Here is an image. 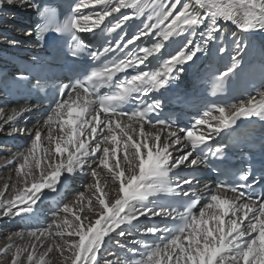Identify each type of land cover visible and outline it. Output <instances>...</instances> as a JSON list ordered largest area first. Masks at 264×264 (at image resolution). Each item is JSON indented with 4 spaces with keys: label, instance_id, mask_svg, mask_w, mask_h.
<instances>
[{
    "label": "snow or ice",
    "instance_id": "obj_1",
    "mask_svg": "<svg viewBox=\"0 0 264 264\" xmlns=\"http://www.w3.org/2000/svg\"><path fill=\"white\" fill-rule=\"evenodd\" d=\"M6 2L11 5L14 0ZM3 3L4 0H0V5ZM149 8L148 22L130 36L125 33L128 23ZM83 9L93 11L85 13ZM122 9H131L132 14L122 13L105 23ZM73 12L74 15L59 22L55 11L45 8L40 12L43 23L37 26V38L43 39L44 33L51 29L70 36L73 54L88 51L94 60L115 56L117 51L123 55L93 69L84 81L64 85L65 89L71 87L72 92L67 94V100L56 105L45 122L48 126L46 139L49 145L54 144V151L44 149L43 155L38 157L36 153L42 144V133L37 130L30 134L34 136L31 147L20 154L22 162L15 167L20 186L5 183L0 190V216L20 217L32 213L42 190L56 191V184L64 173H90L95 181L92 186L95 198L85 201L81 193L77 199L78 209L65 204L61 209L65 214L63 218L57 217L53 225L44 230L27 233L34 243L16 246L14 251V245H7L0 249V255L11 253L9 264H47L46 256L53 251L59 254L63 264H116L113 260L99 259L102 250H107L111 234L129 236L141 218L159 217L162 221L170 219L177 223L173 226L165 223L164 227L145 225L144 232L155 236L159 243L130 241L143 251L139 253L140 259H130L127 264H264V197L256 200L242 190L251 187L249 174H242L240 182L235 185L221 184L215 193L210 191L198 212L192 209L200 204V198L189 195L179 183L173 187L171 179L172 175H178L174 170L182 166L195 168L205 162L207 152L203 148L200 153H194L201 145L207 144L212 134L231 128L242 117L256 116L264 120V90L258 93V98L250 97L239 103L215 107L218 115H213L212 111L204 112L196 124L208 126L207 133L181 129L186 131L184 140L190 145L187 151V145L182 143L177 132L163 120L158 122L163 126L160 131H145L149 114L160 107L159 101L145 104L130 113L120 110L137 95L163 89L177 65L193 60L201 48L199 45L193 47L192 38L202 27L204 31L200 34L205 37L204 43L227 39V30L218 26L219 21L230 22L242 32L264 30V0H149L148 4L144 0H78ZM97 29L114 36V40L107 41L108 46L102 51H90V44L78 34ZM152 36L156 39L151 46L137 44L142 38ZM181 36L192 38H186L180 44L175 38ZM232 43L237 54L231 57L232 66L218 77L221 83L239 64L237 56L242 42L233 40ZM130 45L133 47L129 48ZM173 45L178 46L165 59L162 50ZM226 51L225 47H219V52ZM161 61L159 70H145L148 65ZM129 69L133 70L130 77L114 83L119 73ZM101 88L113 91L92 99ZM27 111L31 109H14L5 123L15 121ZM210 120L215 124H210ZM56 128L59 136L52 134ZM13 131L21 130L14 128ZM174 151L181 154L174 157ZM6 163L14 164V161ZM93 164H96L95 168ZM33 168L38 170V175ZM97 169L106 170L118 183L114 202L107 198L108 194L100 186ZM182 183L191 185L192 181L184 178ZM178 188L181 190L177 191ZM225 190L233 194L231 198L222 195ZM6 192L11 195L5 197ZM160 194L188 199L166 207L151 199ZM86 212L93 215H86ZM48 238L55 243L46 246ZM38 247L45 248V251L38 254Z\"/></svg>",
    "mask_w": 264,
    "mask_h": 264
},
{
    "label": "bare ground",
    "instance_id": "obj_2",
    "mask_svg": "<svg viewBox=\"0 0 264 264\" xmlns=\"http://www.w3.org/2000/svg\"><path fill=\"white\" fill-rule=\"evenodd\" d=\"M144 3L148 4L149 0L144 1ZM7 6H13V11L10 12L9 10H11L12 8L9 9V8H7ZM32 9H33V5H32L30 0H14V3L11 5L7 4L6 0H4V3L2 5H0V14L1 15L3 13H6V14L11 13V15H10L11 17H10L8 23H3V27H1V29H0V45L5 50V52L1 53L2 56H4V54L7 52L15 53V51L13 50V47H12L13 44H27V42L33 37V31L30 27V24L28 22L29 21L28 16H27V15L32 14ZM84 10H87V9H84ZM126 10H128V9H122L121 13L129 14V15L132 14L131 9L129 11H126ZM89 11H93V9H90ZM146 12L150 13V8L147 9ZM121 13H116L117 17H119L121 15ZM135 21H136V19L129 22L130 25H133ZM146 22H148V21L146 20L145 22H142L140 24L139 28L142 27V24L146 23ZM218 26L227 30L225 33V35L227 36V39L225 41H221L220 39L214 40L215 42H214L212 49H211V52L214 55L216 54V56H218L219 47H221V46L225 47L226 46L227 51L224 52V54L218 56L219 57L218 64H220V65L227 63L229 58L232 57V55L237 54L236 49H235V45L232 43L233 40H237V41L242 42L241 48L239 50V54L237 56V59L239 62L246 60L247 52L251 51L252 53H254L255 51H257L260 48V46H263V48H264V30L242 32L240 29L236 28L235 25H232L230 22H224V21H219ZM201 31H203V30L202 29L198 30L197 35L194 38L181 36V37H178L175 39H177L179 41V43L182 44V43H184L186 38H192L194 43H195L196 40L199 38ZM125 33H127V32H125ZM155 39H156L155 36L144 37V38H142V41L143 40L154 41ZM9 40H11L10 41L11 43H9ZM137 44H142V42L138 41ZM8 46H11L12 48L9 49ZM176 46H178V45H176ZM224 55L227 57L224 58ZM253 57H255V56H253ZM257 58L264 59V55L258 56ZM3 61H4V59H3ZM256 97L258 98V94L256 95ZM19 110L20 109H18L17 111H19ZM51 114H45L44 116H42V115H39L36 113L33 114V113H30L27 111V112H24L22 115L18 116L15 121H10L8 123H5V120H7V118L2 119L1 118L2 116H0V146L6 145L8 139H9L10 141H13V144L15 143L16 147L17 146L20 147V143L23 142V140L25 139V136L29 135L30 133L33 134V131L38 129L42 133V144L40 147V149H41L40 151L42 152V155H43L44 149L51 148L54 151V144L49 145V143L46 139L47 133H48V126L46 125L45 122H46L48 116ZM215 115H218V113H216ZM103 118H106V117H103ZM123 120H124V122H127V119H123ZM209 122H210V124H215V121L210 120ZM34 123L38 124V126H35ZM137 127H138V125H137ZM14 128L19 129L21 131L15 132V131H13ZM144 128H145L146 132H152V133H155V132H158L161 130V128H159V127H151L150 128L146 125H144ZM10 130L13 131L11 134L12 135L11 138L6 137L8 135H6V136L3 135L7 132L9 133ZM209 130L210 129L208 126L201 125L196 132L197 133H207ZM52 134H53V136H59L60 133L58 131V128L53 130ZM222 134H223L222 132H220L219 134H212L211 138L208 141L211 142L212 139H214L215 137H218ZM184 137L185 136H181L180 138H181L182 143L187 145V147L185 148V151H187V150H190V145L187 144V141L184 140ZM136 138L139 139L138 136ZM180 154H181L180 152H176V151L173 152L174 157L179 156ZM98 155H100V154H98ZM194 155H195V153H194ZM49 159H51V157H49ZM94 166H96V164L92 165V167H94ZM7 168H9V166H7ZM3 170H4L3 168L0 169V182L2 181L1 176L4 175ZM38 174H39V172H38ZM98 174H99L101 186L105 187L104 190L108 194L107 198L114 202L115 199L117 198V195H118V183L111 179L110 175L107 173L106 170H103V171L100 170L98 172ZM67 175H69V174L64 173L61 176L60 181L56 184V187L58 186L59 183H61V181L64 178L67 177ZM70 176H78L77 180L80 179L81 181L84 180L83 178H86V179L91 178L90 173H87V171L76 172L74 174H71ZM84 182H85V180H84ZM10 183H11L10 185H16L18 187L20 186L18 178L16 177V175H15V178L12 179ZM94 183H95V181H94ZM3 186L4 185H2L0 187V189L2 188V190H3ZM78 187L82 188V186H80V184L77 185V188ZM182 189L187 190V188H184V187ZM90 191L91 190H89V194L87 195L88 197L85 198V201L89 198H92V199L95 198L93 195V192H90ZM52 192L53 191L51 189H44L39 194L40 198L34 207V211H36V210L39 211L38 216H34V215L31 216V214L34 212L33 211L32 213H29V214H22V216H20V217H1L0 218V229H1V231H0V249H3L7 245L11 244V245H14V247H13V251H14L16 246H21L20 244L18 245V243H21L23 246H28L29 244L34 243L35 241L33 240V238L27 236L28 232L36 231V229L34 228V224L37 225L38 228L46 227L47 224H49L50 220H57L56 215L63 214L61 218H63L65 216V214L61 211L62 207L65 204L62 207H60L56 204L54 199L49 198V194ZM6 193H7V197L11 195V192H6ZM79 195L80 194H78L77 196L79 197ZM222 195L225 196V194L223 192H222ZM227 197L231 198L232 196L228 195ZM40 203H44L43 207H41V208H39ZM71 205L74 206L76 209H78L80 206L77 202L76 203L73 202ZM94 207H95V205H94ZM85 214L92 216V213L86 212ZM22 217H24V218H22ZM68 218L72 219V215L68 214ZM21 219H23V220H21ZM140 221L141 222L139 224V227L144 228L145 225L149 224L148 220L145 218H141ZM13 225L16 226L15 229L18 231L17 234H22V235L17 236V234H16L17 237L11 238L10 240H9V238L4 240V234L2 232V229L4 230L7 228H11V227L13 228ZM136 227H138V226H136ZM112 234H114V233H112ZM26 237H28V238L25 239ZM129 237L132 240L139 241V240H144L145 238H147V234L144 232V230L141 232L140 229L136 230V228H134V229H131V235H129ZM113 238H118L117 240H120L121 237L115 236ZM111 240H109V242H111ZM51 243H55V241L52 238H48V240L46 241V246H47V244H51ZM123 247H116L111 252V254L112 253L114 254L113 256H116L117 258H119L118 260H121V258L123 257L122 255L124 253H126L127 250L129 252H133L132 250L135 249L134 253H136L137 255H139V253H140V252H138L139 248H140L139 245H133L132 243H130L126 247H124V248ZM44 251H45V248H40V247L37 248L38 254L43 253ZM58 256H59V254L57 252L53 251L52 253L47 254L46 260L48 261L51 258V260L53 262H55L59 259ZM138 257H140V255ZM10 258H11V253H9L8 256L0 255V264H9Z\"/></svg>",
    "mask_w": 264,
    "mask_h": 264
},
{
    "label": "rangeland",
    "instance_id": "obj_3",
    "mask_svg": "<svg viewBox=\"0 0 264 264\" xmlns=\"http://www.w3.org/2000/svg\"><path fill=\"white\" fill-rule=\"evenodd\" d=\"M144 1H146V0H144ZM7 8H9V9H11V10H9L10 12H12L13 11V6H7ZM90 9H87V11H89ZM89 12H91V11H89ZM88 13V12H87ZM149 14V13H148ZM147 14V15H148ZM11 15V13H3L2 15L0 14V26L1 27H3V23H8V21H9V19H10V16ZM145 20H147V19H145ZM178 38V37H177ZM12 112H13V110L12 109H9V108H7V107H1L0 106V116H2L1 118L2 119H4V118H7L8 116H10L11 114H12ZM34 125L35 126H38V124H36V123H34ZM38 130V129H37ZM37 130H35V131H37ZM9 131V130H8ZM35 131H33V133L35 132ZM12 130H10V132L8 133H5V134H3L4 136H6V135H8V136H6V137H9V138H11V134H12ZM15 132H17V131H15ZM30 134H32V133H30ZM27 135V136H25V139L23 140V142H21L20 143V147H16L15 149H13L14 147H13V145H12V147L11 146H9V144H6V145H3V146H0V167L1 168H3L4 170V175H2L1 176V182H0V187L2 186V185H4L5 183H8V184H11L10 182H11V180L12 179H14L15 178V175H16V173H15V167L16 166H18V163L19 162H22V157L20 156V154L21 153H25L26 152V150L28 149V148H30L31 147V144H32V141H33V139H34V136L33 135ZM30 137V138H29ZM8 141L11 143V144H13V141H10L9 139H8ZM19 148V149H18ZM41 149H39L38 151H37V153H36V155L39 157V156H41L42 155V152L40 151ZM8 160H13L14 161V164H7L6 163V161H8ZM7 166H9V168H7ZM96 166H94L93 168H95ZM0 168V169H1ZM33 171L36 173V174H38V170L37 169H35V168H33ZM97 171L99 172L100 171V169H97ZM84 180H85V182H84ZM84 180L83 181H81V180H78V181H76V183L73 185V187L70 189V192H69V196H67L68 198H66V201H65V204H67V205H71L73 202H77V199H78V194H81V193H83L84 194V197L85 198H87L88 196V194H89V190H91L90 192H93L94 193V191H95V189H94V187H92L93 185H94V181H93V178L91 177L90 179L89 178H84ZM90 181V182H89ZM79 185L80 184V186H82V188H77V185ZM100 186H101V184H100ZM102 187V186H101ZM76 188V189H75ZM102 188H105V187H102ZM0 190H2V188L0 189ZM74 195V196H73ZM5 197H7V193H5ZM64 205V204H63ZM62 205V206H63ZM62 215L63 214H58V215H56L57 217H62ZM93 215V214H92ZM2 216H0V218H1ZM54 221H56V220H50L49 221V224L50 225H53V222ZM134 223H136V222H134ZM140 223V222H139ZM139 223H137L136 224V226H138V227H135L136 228V230H141V231H143L144 230V228H141V227H139ZM49 224H47V226L46 227H41V228H39V229H36V231H41V230H44V229H46V228H48L50 225ZM15 227L16 226H14L13 225V228L11 227V228H7V229H2V232H3V234H4V240H6V239H8L9 237H11V238H15V237H17L16 236V234H17V230L15 229ZM44 228V229H43ZM41 229V230H40ZM134 229V228H133ZM0 231H1V229H0ZM117 237V235L114 233V234H112L111 236H112V240H111V242H109L108 241V243H107V245H106V249L107 250H102V254H101V257L99 258V259H102V260H114L115 262H116V264H119L120 262H118V258H116V256H113L114 254L112 253L111 254V252H112V250H114L116 247H126L128 244H130V241H132V239L129 237V236H125V237H121L120 238V240H117L118 238H113V237H115V236ZM13 236V237H12ZM28 237H26L25 239H27ZM107 239V238H106ZM10 240V239H9ZM5 242V241H4ZM110 243V244H109ZM119 243V244H118ZM21 245V246H19V247H24L21 243H18V245ZM123 244V245H122ZM123 247V248H124ZM58 260L57 261H55V262H53L52 260H51V258L47 261V264H63V260H62V258H60L59 256H58ZM122 263V262H121Z\"/></svg>",
    "mask_w": 264,
    "mask_h": 264
}]
</instances>
